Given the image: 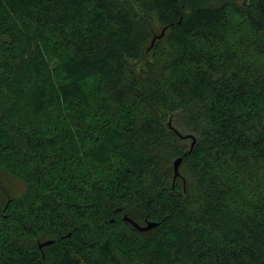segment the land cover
<instances>
[{
  "label": "trees",
  "instance_id": "16d2710c",
  "mask_svg": "<svg viewBox=\"0 0 264 264\" xmlns=\"http://www.w3.org/2000/svg\"><path fill=\"white\" fill-rule=\"evenodd\" d=\"M61 8L57 22L51 0H0L10 93L0 169L31 185L30 195L0 196V264H145L149 256V264H175L173 250L189 238L184 224L204 238L214 235L204 224L212 217L235 226L185 264H264V0H66ZM84 18L87 33L78 27ZM237 37L246 39L232 61L218 50ZM25 45L30 62L21 75L15 54ZM181 50L185 63L170 69L178 87L157 94L151 82L158 57ZM196 57L225 75L235 64L240 78L210 91L185 67ZM29 123L39 125V135ZM47 137L53 142L44 162L51 163L40 175L53 192L46 196L31 153ZM86 163L96 169L91 179L99 183L86 192L90 202L99 191V205L90 207L103 231L81 229L68 238L66 228L51 227L65 215L52 196L58 189L68 199L65 187L83 182L72 173ZM105 192L113 197L108 208ZM133 196L146 213L122 210ZM126 216L141 227L158 225L142 232ZM122 229L135 235L118 240ZM47 241L53 244L40 249Z\"/></svg>",
  "mask_w": 264,
  "mask_h": 264
},
{
  "label": "snow or ice",
  "instance_id": "6c2138e0",
  "mask_svg": "<svg viewBox=\"0 0 264 264\" xmlns=\"http://www.w3.org/2000/svg\"><path fill=\"white\" fill-rule=\"evenodd\" d=\"M52 3L56 5V8L59 10L55 13L52 12L51 9H49V14L53 15V19L58 22L59 14L63 11L61 8V4L65 3L66 0H51ZM81 31L84 33H87L89 28L91 27L90 23L88 22V18H84V23L80 26H78ZM71 28V26H69ZM68 30V29H66ZM246 39V37H237L236 39L231 40L228 43H225L222 41V44H224L223 49H219L218 51L222 50L227 53V56L231 58L232 61L237 60L236 56V49L238 47H241L243 44V41ZM237 40L240 41V44L237 43ZM7 43V37L6 36H0V127L3 125V120L5 116V105L7 101V97L10 94L9 89L5 86V58L2 55L3 52V46ZM183 51L181 50L175 53H161L158 58H160V64L158 66V71L154 72V79L152 80V89L154 92L159 94L162 91H175L178 87V84L173 81L172 77L174 73L170 71L172 67L176 64H182L185 63L184 57H183ZM197 52H199V49H196ZM213 55H216V53H213ZM15 59L17 65H19L21 72L20 74L23 75L24 66L30 62L29 61V51L27 50V45H25V51L24 54L21 55L20 53L15 54ZM224 61L221 60V64H223ZM194 66V68H193ZM185 67L187 69L192 70V78L196 79L198 74V82L200 84H207L209 85V90L214 91L216 88L224 85L229 80H237L240 78V70L238 67L234 64L231 71L227 72V75H225V69H221L218 67H213L209 69L206 66H202L201 60L199 57H196L193 59L191 64H185ZM175 75H179V73H176ZM188 77H183V82H188ZM190 91V89H185V92ZM95 107V105H94ZM101 112L108 111V109L102 108L100 109ZM37 115H43L42 113H37ZM28 127L31 129V134L36 136L39 135L37 132V129L39 125L35 123H29ZM19 134V132H18ZM83 139V138H81ZM4 141L2 138H0V144H2ZM53 142L52 137L47 138H41L39 143L34 144L33 148L39 149L40 151H33L31 155L33 157H36L40 161V168L36 170L37 179L40 183H47L48 188L45 192V195H50L53 192V188L51 187V182L47 181L46 177H41L40 173L41 171H46L49 168V164L51 163H45V159L47 158V147L51 145ZM78 149L82 147V145L77 146ZM27 151V150H26ZM88 153V149L84 148V152L81 153L82 156L86 159L87 156L85 155ZM28 163H32V160L29 159L27 161ZM53 167L55 165H52ZM190 168L194 170L195 166L190 164ZM3 170L0 169V187H3ZM96 169L90 164L86 163L83 165V167L79 171H75L72 173V175L81 177L83 182H77L76 184H72L70 186L66 185L65 192L67 193L68 199H65V194L63 192H60L58 189L56 190V195L52 196V199L56 201V204L65 209V215L60 218V225H57L55 222L51 224L52 228H56L58 226H62L63 228H66L67 231L64 233V236L71 238V234L76 231L79 232L81 229H85L90 232H100L103 231L102 228V220L99 215V212H97L94 208L90 207L91 205H99V191L97 190V198L91 199L89 202L88 196L90 193L86 192V189L89 187V184H98L99 182L91 179V174L95 173ZM177 175H179V172H177ZM87 177V179H85ZM184 191L187 192V178L184 179ZM107 187V185H105ZM24 192L27 195L31 194V185L28 186V188L24 189ZM105 196L108 197V199L103 201L104 208H108V200L113 199V197L108 193H104ZM121 199H127V197L124 194H121ZM207 203L204 204V206L200 209V214L203 216L207 212ZM123 208L129 209L134 215H138L141 212H147V209L141 208L138 206L136 197L133 196L131 199H128L127 204L122 206ZM168 216L171 217V213H168ZM204 224L208 226L210 229V232L214 235L200 238L199 234L195 232L193 227L188 226V223L186 222L182 228V230L188 234V239L184 241V244L181 248H176L173 250V260L175 261V264H185L186 261H188L192 257V253H196L197 255L200 254V249L203 248L204 252L207 253L208 247L210 245H206V241L209 239H221L223 240L225 236L230 232V230L235 226V223L229 224L228 222H225L222 219H217L215 217L207 218L204 220ZM41 231H43V228H41ZM113 231H116L113 229ZM129 235H135L134 233L127 232V230H120L118 232V240H124L128 239ZM51 238V237H50ZM171 239V237H169ZM221 247L223 245L221 244ZM91 251V249H89ZM149 252L152 251V249H148ZM75 260L77 262L80 261V256L75 255ZM151 256L147 258L145 261V264H149L151 261ZM211 264H219L218 261H212Z\"/></svg>",
  "mask_w": 264,
  "mask_h": 264
},
{
  "label": "rangeland",
  "instance_id": "374dc122",
  "mask_svg": "<svg viewBox=\"0 0 264 264\" xmlns=\"http://www.w3.org/2000/svg\"><path fill=\"white\" fill-rule=\"evenodd\" d=\"M2 175H3V187H0V196L4 195L7 198L6 195L8 193L13 197H18L24 193L25 184L23 181L8 174L4 170L2 172Z\"/></svg>",
  "mask_w": 264,
  "mask_h": 264
},
{
  "label": "water",
  "instance_id": "95a60500",
  "mask_svg": "<svg viewBox=\"0 0 264 264\" xmlns=\"http://www.w3.org/2000/svg\"><path fill=\"white\" fill-rule=\"evenodd\" d=\"M164 34H165V31H163V33H162L160 36H158L157 38H159V39L162 38V37L164 36ZM157 38H155V39L153 40V42H152V46H153V44L155 43V41H156ZM191 138H193V136H191ZM195 142H196V139L193 138V144H192V147L195 145ZM182 162H183V158H182V157L178 158V159L174 162L175 178H177V177L180 176V166H181ZM177 172H179V175H177ZM125 220L128 221V222H130V223H132L137 229H139V230L142 231V232H145V231L151 230V229H153L154 227H156V226L158 225V224H156V223H148L146 226L141 227L138 223H136L134 220L130 219V218L127 217V216L125 217ZM51 244H53V241H47V242L41 243V244L39 245V247H40V249H42L43 247H45V246H47V245H51Z\"/></svg>",
  "mask_w": 264,
  "mask_h": 264
}]
</instances>
